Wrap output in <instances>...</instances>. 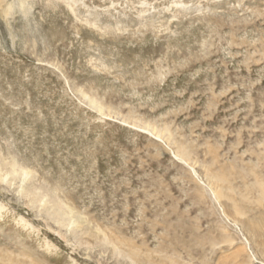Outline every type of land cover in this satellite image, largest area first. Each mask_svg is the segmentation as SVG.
Listing matches in <instances>:
<instances>
[{
	"label": "rangeland",
	"instance_id": "1",
	"mask_svg": "<svg viewBox=\"0 0 264 264\" xmlns=\"http://www.w3.org/2000/svg\"><path fill=\"white\" fill-rule=\"evenodd\" d=\"M10 2L0 264H264V0Z\"/></svg>",
	"mask_w": 264,
	"mask_h": 264
},
{
	"label": "bare ground",
	"instance_id": "2",
	"mask_svg": "<svg viewBox=\"0 0 264 264\" xmlns=\"http://www.w3.org/2000/svg\"><path fill=\"white\" fill-rule=\"evenodd\" d=\"M20 1V3H21V5L22 4H24L25 2H28V0H19ZM11 9H12V3L10 2L9 3V0H0V16L2 17V18H5V17H7L8 15H9V13H10V11H11ZM15 165V164H14ZM19 169V167H17V169L15 168V170H18ZM21 169V168H20ZM13 170V169H12ZM15 170H13V171H11L10 172V174L11 175H15V174H13V172L15 171ZM27 170V169H26ZM23 173L24 174H28L27 173V171H23ZM18 175V174H17ZM30 176V175H29ZM0 179H2V180H6L7 179V176L6 177H2L1 175H0ZM7 181V180H6ZM1 182V181H0ZM59 204V203H58ZM55 205V204H54ZM71 213V212H70ZM74 212H72V214H73ZM64 215V214H63ZM76 222H78V220H76ZM52 250H54V249H52ZM28 264H40L38 261H32V262H27Z\"/></svg>",
	"mask_w": 264,
	"mask_h": 264
}]
</instances>
